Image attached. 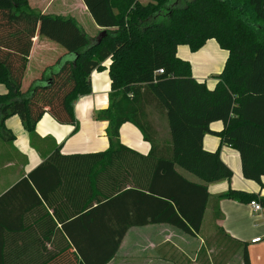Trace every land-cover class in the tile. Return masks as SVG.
Returning <instances> with one entry per match:
<instances>
[{"label":"trees","instance_id":"16d2710c","mask_svg":"<svg viewBox=\"0 0 264 264\" xmlns=\"http://www.w3.org/2000/svg\"><path fill=\"white\" fill-rule=\"evenodd\" d=\"M82 1L103 28L93 39L71 16L37 13L28 0H0V83L6 87L0 93V142L15 139L5 124L11 116L31 140L45 113L76 131L74 102L91 93V72L110 59L108 104L96 114L108 123L107 149L63 154L57 147L0 195V264L28 258L17 247L26 242L20 235L25 225L15 218L43 204H58L60 214L64 205L71 209L66 221L52 210L68 238L61 250L72 249L70 264H106L129 228L148 223L195 236L212 199L264 204V197L239 189L211 196L208 184L229 181L233 172L219 149L203 147L206 133L219 136L239 153L242 176L262 185L264 0ZM37 29L66 52L23 92ZM209 39L228 52L213 88L193 78L190 63L177 56L179 45L197 51ZM215 121L223 123L221 131L210 129ZM124 123L140 131L150 145L147 153L120 141ZM222 241L232 243L226 247L230 256L242 247L243 264H250L245 244L221 228L207 244L225 251ZM49 257L38 264L56 255Z\"/></svg>","mask_w":264,"mask_h":264},{"label":"crops","instance_id":"0c3cea01","mask_svg":"<svg viewBox=\"0 0 264 264\" xmlns=\"http://www.w3.org/2000/svg\"><path fill=\"white\" fill-rule=\"evenodd\" d=\"M28 4L35 12L42 14L73 16L74 10L89 13L82 0H28ZM50 42L59 45L41 35L37 29L22 79L23 92L61 54L60 51L57 54L58 49ZM177 56L190 63L193 78L205 82L208 88H213L217 82L216 75L222 71L228 52L220 48L215 39H209L197 51H191L187 45H179ZM109 63L110 59H107L103 62L102 69L91 72V93L80 96L74 102L76 131L73 124L58 123L45 113L37 122L36 136L31 140L17 116H11L5 121L6 126L14 132L15 139L11 145L0 142V195L35 169L57 147L63 154L107 149L108 123L98 120L96 114L108 104ZM5 90V85L0 83V93ZM210 129L221 131L223 123L215 121L210 124ZM119 134L120 141L127 147L141 153L149 151V143L143 140L140 131L132 124L124 123ZM203 147L207 150L219 149L221 159L233 172L229 181L208 184L207 189L211 196H217L232 188L256 193L258 198L264 197V177L261 178L262 185L245 179L241 173L239 153L235 149L221 144L219 136L213 133L204 135ZM184 174L190 180H197ZM16 206L19 212L22 205L18 203ZM53 209L57 210L62 221L70 219L67 214L71 209L64 205L60 214L58 204H53L50 208L43 204L32 212H25L23 216L15 218L16 225H25L20 235L26 242L17 247H22L23 254L28 257L24 260L18 259L16 264H38L55 255L56 258L47 264L71 263L72 249L61 250L68 238L60 231L61 221L52 217ZM217 228H221L232 240L245 244L250 264H264V213H255L249 203L231 199H221L218 202L212 199L207 207L201 231L195 236L164 223H148L129 228L115 255L106 264H243L242 247L230 256L223 249L219 251L207 244L217 234ZM256 237H260V241L251 243Z\"/></svg>","mask_w":264,"mask_h":264},{"label":"rangeland","instance_id":"374dc122","mask_svg":"<svg viewBox=\"0 0 264 264\" xmlns=\"http://www.w3.org/2000/svg\"><path fill=\"white\" fill-rule=\"evenodd\" d=\"M66 10H68V8H66ZM49 12H50V10H49ZM73 12H74L72 14L73 16H71V17H73L76 20V22L79 24V26H81V28L83 29V31L85 32V34H87V36L89 38L93 39L94 38L93 36H97L98 35V32L101 29H103L102 27L98 26L95 23V21L91 18V16H90L89 13L81 12L80 10L79 11L74 10ZM96 27H99L98 30H96ZM50 43H52L54 45V48L58 49V53L57 54H60L61 53L60 55L57 56L56 59H58L60 56H62L66 52L61 46H59V45H57V44H55L53 42H50ZM59 51H60V53H59ZM164 126H165V124L162 123V127H164ZM161 132H162L161 134L164 133L163 129H161ZM186 174H188V176H191V177H194L195 179H197L195 176H193L190 173H186ZM223 242L224 241L221 242V245L222 246L225 245V246H223L222 248L225 249V251L227 252V254L232 253V250L229 249L230 247L228 249L226 248L230 244L227 243V241H225L224 243ZM230 250H231V252H230Z\"/></svg>","mask_w":264,"mask_h":264},{"label":"built area","instance_id":"2783aa9c","mask_svg":"<svg viewBox=\"0 0 264 264\" xmlns=\"http://www.w3.org/2000/svg\"><path fill=\"white\" fill-rule=\"evenodd\" d=\"M159 72L161 73L162 70L160 69ZM249 205L251 206L252 210L255 213H264V204H261L257 200H251L249 202ZM260 239H261L260 237H256V238H254V239L251 240V243L259 242Z\"/></svg>","mask_w":264,"mask_h":264}]
</instances>
